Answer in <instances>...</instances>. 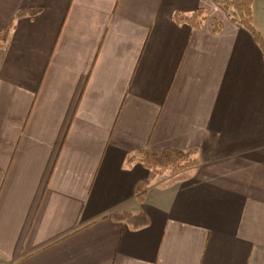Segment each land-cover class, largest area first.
<instances>
[{
  "label": "crops",
  "instance_id": "0c3cea01",
  "mask_svg": "<svg viewBox=\"0 0 264 264\" xmlns=\"http://www.w3.org/2000/svg\"><path fill=\"white\" fill-rule=\"evenodd\" d=\"M202 8L199 28L174 19ZM234 18L216 0H0V264H264V52ZM173 147L197 163L139 200L140 153Z\"/></svg>",
  "mask_w": 264,
  "mask_h": 264
},
{
  "label": "trees",
  "instance_id": "16d2710c",
  "mask_svg": "<svg viewBox=\"0 0 264 264\" xmlns=\"http://www.w3.org/2000/svg\"><path fill=\"white\" fill-rule=\"evenodd\" d=\"M217 3L222 5L227 9L233 8L236 12V18L234 20L239 22L246 29L251 31L254 40L257 41L259 46L264 52V37L261 33L255 29L254 17H253V2L254 0H216ZM39 7L27 8L19 11L17 16L24 15H35L39 13ZM205 18V9H199L197 11L189 13L176 12L174 15L175 21L178 23H187L191 27L199 28L201 27L203 20ZM13 27V20L7 25L5 30L0 33V41H2V46H6L9 33ZM222 24L219 21L215 22L214 30L221 29ZM193 150H182L178 148H162L161 150H144L140 153L139 159L143 164L149 169L150 176L147 180L141 181L137 186V197L139 200H144L148 185L151 180L158 175H162L164 172L169 171L170 173L178 172L186 167L194 165L197 160L193 158ZM134 156H130L132 160ZM128 215V214H127Z\"/></svg>",
  "mask_w": 264,
  "mask_h": 264
},
{
  "label": "rangeland",
  "instance_id": "374dc122",
  "mask_svg": "<svg viewBox=\"0 0 264 264\" xmlns=\"http://www.w3.org/2000/svg\"><path fill=\"white\" fill-rule=\"evenodd\" d=\"M167 172H169V171H167Z\"/></svg>",
  "mask_w": 264,
  "mask_h": 264
}]
</instances>
